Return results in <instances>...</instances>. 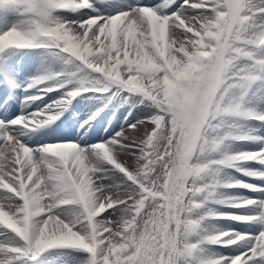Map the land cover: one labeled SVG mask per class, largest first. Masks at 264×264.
Returning a JSON list of instances; mask_svg holds the SVG:
<instances>
[{
    "label": "snow or ice",
    "instance_id": "obj_1",
    "mask_svg": "<svg viewBox=\"0 0 264 264\" xmlns=\"http://www.w3.org/2000/svg\"><path fill=\"white\" fill-rule=\"evenodd\" d=\"M35 50L53 67L21 103L58 95L0 118V264H264V135L237 123L264 125V0H0V80ZM109 92L142 115L21 140Z\"/></svg>",
    "mask_w": 264,
    "mask_h": 264
},
{
    "label": "bare ground",
    "instance_id": "obj_2",
    "mask_svg": "<svg viewBox=\"0 0 264 264\" xmlns=\"http://www.w3.org/2000/svg\"><path fill=\"white\" fill-rule=\"evenodd\" d=\"M12 60L14 62L16 71L15 74L11 77V80L16 86L10 87L7 82L0 80V118H11L12 116L21 114L22 111L27 112L31 110L32 112L35 107L43 108L46 103H48L50 100L55 99L58 95L56 92L48 93L46 95H43L42 99H38L34 103H21L22 99L26 96L40 95V93L35 88L30 89L27 92L23 90L30 77L47 72L49 68L53 67V65L51 64L50 59L47 58L45 54H42L41 50L17 54L13 56ZM27 75L31 76L27 77ZM105 94L106 99L102 98L101 100L99 97L102 95L94 93H87L83 96L77 97L72 101L71 106L67 111L64 112L59 120L39 131L30 132L26 135L21 136V140L25 141L30 146H35L36 144H40L41 142L47 144V142H54L50 140H57L61 138H76L77 135H79L81 141L95 143L91 142V139L97 138L99 140L100 137L106 139L112 132V130L119 131L120 129H117V127L123 125L125 122L130 121L131 119L136 120L137 117L142 115L143 106L129 104L128 102L126 103L127 107L122 111V113H120V109L122 106L118 105L120 102L119 97L107 98V95H111V92ZM50 97L51 99L48 100ZM94 105H96L95 107L99 106V108L102 109V111H100V115L97 116L95 120L91 121L89 125H85L84 129H81L80 133L78 134L76 131L78 125L74 127L78 120L75 121L74 118L78 115H81L86 109L91 108V106ZM125 118H127V120H125ZM106 127L109 129V131H105ZM257 127V134L264 135V125L258 123ZM244 145H247V143L240 144L233 142L231 144V150H243L245 149ZM250 145L252 147H255L257 144L249 143L248 146ZM222 176L232 179L235 178L234 176H232V174L228 173L226 169L222 170ZM231 192L246 194L244 193V190L241 189H232ZM251 195L259 194L252 193ZM234 210L237 212L242 211L240 209ZM226 222L228 223H221V225L226 226L232 224L231 221Z\"/></svg>",
    "mask_w": 264,
    "mask_h": 264
},
{
    "label": "rangeland",
    "instance_id": "obj_3",
    "mask_svg": "<svg viewBox=\"0 0 264 264\" xmlns=\"http://www.w3.org/2000/svg\"><path fill=\"white\" fill-rule=\"evenodd\" d=\"M13 58V57H12ZM51 62V61H50ZM50 69V68H49ZM30 77L31 75H27V77ZM121 96H126L127 94L126 93H121L120 94ZM106 97V94L105 95H102V96H100L99 98H100V100L102 99V98H104V99H106L105 98ZM107 98H112V96L111 95H107ZM51 99V97L48 99V100H50ZM127 102L126 101H121L120 100V102H119V106H122L121 107V109H120V113H122V111L127 107V104H126ZM96 105H94V106H91V108H88V109H86L81 115H78V116H76L75 118H74V120H76V119H84L85 117H87L89 114H90V112H91V110H92V108L94 107V108H96L95 107ZM85 115H87V116H85ZM79 117V118H78ZM81 117V118H80ZM140 117V116H139ZM139 117H137V118H139ZM135 121V119H131L130 121H127V122H125L124 124H126V123H128V122H134ZM238 123V125H239V130H240V132L241 133H243L244 131H255L256 132V134H257V124H258V122H254V121H252V120H248V121H239V122H237ZM123 124V125H124ZM123 125H121V126H123ZM121 126H119V127H117V129H120L121 128ZM114 130H112V132H113ZM258 135V134H257ZM259 135H261V134H259ZM101 138H103V137H100V139ZM61 139H63V138H61ZM97 138H94V139H91V142H96L97 140H96ZM58 140V139H57ZM93 140V141H92ZM50 141H56V140H50ZM42 143V142H41ZM47 143H50V142H47ZM241 144V143H240ZM248 144L249 143H247V145H244V147H245V149H243V150H239V151H244V150H249V151H251V150H255L257 147H259V145H256L255 147H252L251 145L250 146H248ZM226 171H228V173H230V174H232V176H234L235 178L234 179H245L244 177H241L240 176V173L239 172H236V171H233L232 169H227ZM240 177H239V176ZM250 182H252V183H257V182H255V181H250ZM232 190V189H231ZM230 190V191H231ZM243 193V192H242ZM232 211H234V210H232ZM217 224H219L220 226H222L221 225V223L223 224V223H228V222H226V221H217L216 222ZM223 227V226H222ZM39 264H46V261H43V260H41L40 262H39Z\"/></svg>",
    "mask_w": 264,
    "mask_h": 264
}]
</instances>
